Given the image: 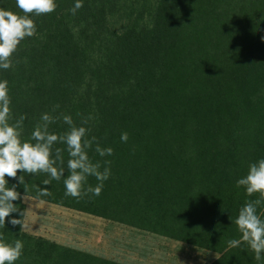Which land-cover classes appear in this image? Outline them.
I'll list each match as a JSON object with an SVG mask.
<instances>
[{
    "label": "trees",
    "instance_id": "trees-1",
    "mask_svg": "<svg viewBox=\"0 0 264 264\" xmlns=\"http://www.w3.org/2000/svg\"><path fill=\"white\" fill-rule=\"evenodd\" d=\"M72 4L57 0L53 12L32 17L37 33L0 78L12 121L25 116L24 138L53 105L77 125L90 118V135L113 153L89 155L109 160L111 175L91 199L65 197L63 181L43 185V173L26 174L17 191L37 198L33 185L47 187L51 195L37 199L220 253L211 264H257L227 241L239 238V207L258 195L234 182L264 156V0H84L74 15ZM0 7L23 14L15 0ZM66 128L59 119L50 125ZM13 203L18 212L10 215L24 216L21 198ZM257 212L264 215V205ZM0 232L24 242L16 264H122L30 234L7 217Z\"/></svg>",
    "mask_w": 264,
    "mask_h": 264
},
{
    "label": "clouds",
    "instance_id": "clouds-1",
    "mask_svg": "<svg viewBox=\"0 0 264 264\" xmlns=\"http://www.w3.org/2000/svg\"><path fill=\"white\" fill-rule=\"evenodd\" d=\"M83 2L84 0H73L69 8L70 14L74 15ZM15 5L23 14L0 7V71L12 67V57L20 43L37 33L32 17L53 12L57 0H15ZM10 104L8 81L0 78V228L5 229L6 217L8 224H19L22 227L20 217L23 212L19 216L10 214L18 212L13 201L24 197V193L21 197V193L17 191V183L24 185L26 174H46L43 185H50L52 180H62L65 197H98L104 182L111 175L110 161L93 160L89 152L92 151L99 157H108L112 155L113 148L101 146L97 138L90 135L91 128L87 126L90 118H82L77 125L70 114H54L59 105H53L50 112L40 114L29 136L24 138L22 133L25 116L21 114L12 121ZM57 119L67 125L65 130H50V125ZM120 140L127 142L128 133L122 131ZM6 177H14L16 183L10 184ZM89 177L95 179V185L88 184ZM234 183L237 188H243L246 196L251 197L254 193L258 195L239 207L232 222L240 235L239 238L229 239L227 246L250 250L257 264H264V218L257 212L258 206L264 205V156L249 161L246 172ZM33 188L36 189L37 198L51 195L47 187L33 185ZM23 189L25 192L24 187ZM244 245L247 246L246 249ZM23 248L24 242L21 239L17 238L9 243L3 232H0V264H16L23 254Z\"/></svg>",
    "mask_w": 264,
    "mask_h": 264
},
{
    "label": "crops",
    "instance_id": "crops-1",
    "mask_svg": "<svg viewBox=\"0 0 264 264\" xmlns=\"http://www.w3.org/2000/svg\"><path fill=\"white\" fill-rule=\"evenodd\" d=\"M34 199H37V198H34ZM37 201H42L44 203L49 204L50 206H42V207L51 209V211H53L52 209H57V208H54L53 206L60 207L61 210L57 209V212L49 211L51 213H62L64 209L65 211L75 210L69 207H65V206L52 203V202H48V201H44L41 199H38ZM24 205H25V211H24V216L22 219V229L24 231L30 234L44 237L56 243L66 245V246L75 248L77 250L89 253L91 255L110 259V260H113V261H116L122 264H211L220 256V253L216 251L201 248V247H198V246H195V245H192V244L180 241V240L170 238L162 234L145 231V232H139V233H132V235L129 236L130 239L127 240V243H128V250L131 253L129 252L127 254H130L129 259L131 263H124V262L118 261L113 258L104 257L102 254H100L99 253L100 249L99 250L97 249L98 239L96 241L94 240L93 242L88 240L84 243L85 245L84 247L82 246L77 247L75 245H70L68 243L63 242L65 239L57 238L56 236L52 238L48 236L47 234H43V233L26 228L25 225H26L27 212H28L29 207L25 203ZM75 211H78V210H75ZM78 212H82V211H78ZM83 213H86V212H83ZM86 214H88L89 216L93 218H91L90 220L92 221L91 223H89V221L86 222L85 232L91 233V235L93 236H95V234L100 235L103 231L104 227L103 228H101L100 226L97 227V223L99 224L101 222V219H104L110 222L114 221V220L105 219L99 216H95L90 213H86ZM260 215H261V218H264L263 213H260ZM114 223L118 224V221H115ZM62 227L64 228L65 226L62 225ZM118 230H119L118 226H112V225L109 226V232L111 235L114 234L115 236H117ZM111 245L112 247H115L114 245H117V241L113 240ZM109 250L113 252L112 249H109Z\"/></svg>",
    "mask_w": 264,
    "mask_h": 264
},
{
    "label": "rangeland",
    "instance_id": "rangeland-1",
    "mask_svg": "<svg viewBox=\"0 0 264 264\" xmlns=\"http://www.w3.org/2000/svg\"><path fill=\"white\" fill-rule=\"evenodd\" d=\"M21 200L29 207L25 225L26 228L47 234L52 238L56 236L57 238L65 239L64 241H61L70 245H75L77 247H84V243L88 240L93 242L94 240L96 241L98 239L97 249H100V254H102L104 257L113 258L124 263H131L129 259L130 254H127L130 252L128 250L127 243V240L130 239L129 236L132 235V233L146 231L136 227H130L120 222L117 224L114 223L115 221L110 222L101 219V222L99 224L97 223V227H104L103 231L100 235L95 234V236H93L91 233L85 232L86 222L89 221V223H91L92 221L90 220L93 218L88 214L75 210L65 211V209L62 213H51L57 212V209L61 210L60 207L53 206L57 209H52L53 211H51V209L42 207L50 206L49 204L42 201H37L38 199H34L27 195H24ZM62 225L65 227L63 228ZM111 225L118 226L119 230L117 236L110 234L109 226ZM113 240L117 241V245H114L115 247H112L111 245ZM109 249H112L113 252H111Z\"/></svg>",
    "mask_w": 264,
    "mask_h": 264
}]
</instances>
